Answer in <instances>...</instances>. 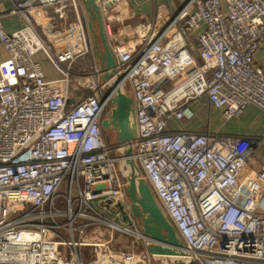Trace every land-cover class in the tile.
Listing matches in <instances>:
<instances>
[{
	"label": "built area",
	"instance_id": "obj_1",
	"mask_svg": "<svg viewBox=\"0 0 264 264\" xmlns=\"http://www.w3.org/2000/svg\"><path fill=\"white\" fill-rule=\"evenodd\" d=\"M114 5L119 0H97ZM0 11V46L13 72L0 64V264H147L149 253H116L111 240L91 236L92 227L142 238L138 228L112 214L131 202L116 152L126 144L104 135L103 72L93 67L77 104L55 86L69 84L71 63L89 53L85 32L74 48L54 54L37 30L34 12L76 6V0H12ZM19 16L24 27L8 32L3 20ZM205 27L198 58L186 35ZM136 42L113 54L135 102L137 136L131 158L142 168L159 202L185 242L191 264H264V158L250 162L259 140L249 136L179 128L194 103L221 112L225 121L250 106L264 112V68L254 60L264 44V0H188L157 33L140 26ZM44 51L61 73L46 77L35 59ZM68 62L66 67L64 63ZM182 67L193 72L176 87L163 86ZM66 184L68 193H59ZM263 209V210H262ZM140 228V227H139Z\"/></svg>",
	"mask_w": 264,
	"mask_h": 264
},
{
	"label": "crops",
	"instance_id": "obj_2",
	"mask_svg": "<svg viewBox=\"0 0 264 264\" xmlns=\"http://www.w3.org/2000/svg\"><path fill=\"white\" fill-rule=\"evenodd\" d=\"M188 0H119L114 5L100 6L101 20L97 17L95 11L89 13L84 4V0H76V6L69 5L63 10L64 15L60 16L61 12H57L56 7H48L39 9L34 12L37 30L43 40H46L52 47L54 54H59L69 48H74L80 39L78 26L82 25V18L88 17V38H90V52L84 56L75 58L71 67V80L69 84L56 82L55 86L64 90L68 95V105L77 104L89 92L84 88L85 82L88 80V73L93 67L101 69V58L104 46L102 44V31L108 40V44L113 52L114 47L118 44L136 42L139 39L137 30L140 26H147L151 33H157L161 30L172 16H174ZM13 8L12 0H0V11L11 10ZM24 21L19 16H10L3 20V26L6 31L13 32L24 27ZM205 27H200L186 35L187 45L190 52L194 54L198 60L199 37L204 33ZM35 59L41 62L46 77L50 81H57L61 78V73L55 68L53 63L47 57L44 51H39L35 55ZM254 60L257 65L264 68V44L255 53ZM0 64L4 65L6 74L13 72V66L8 61V54L0 46ZM67 67L68 62L64 63ZM194 67H182L176 73H173V78L168 80L163 88L167 91L181 84L192 72ZM104 75V74H103ZM127 92L131 94L130 90ZM200 104L194 103L193 108L200 110ZM208 119L207 124L193 125L185 123L179 125V128H187L194 131H211L218 132L224 135L234 136H249L260 141L256 158H252L250 167L258 171L261 162L264 158V112L255 106L248 107L242 115L225 121L221 112L213 111ZM110 141L114 142V135L111 132ZM264 207V204H263ZM112 214H107L116 218V220L125 226L135 227L139 229L138 220L134 217L132 210H129L127 205H118L117 208H112ZM263 210V209H262ZM107 229V228H105ZM105 232L102 227H92L87 231V237L98 236L100 240L104 239ZM130 235V236H129ZM123 234L120 232L114 233L111 237V248L116 253H130L135 255L140 252L137 241L142 243L141 251H147L146 240L139 238L134 234ZM106 240V241H108ZM105 241V242H106ZM136 243V244H134ZM81 257L84 264H95L92 249L88 246H83L81 249ZM147 264H156V258L148 255Z\"/></svg>",
	"mask_w": 264,
	"mask_h": 264
},
{
	"label": "water",
	"instance_id": "obj_3",
	"mask_svg": "<svg viewBox=\"0 0 264 264\" xmlns=\"http://www.w3.org/2000/svg\"><path fill=\"white\" fill-rule=\"evenodd\" d=\"M84 4L89 13L95 11L101 20L97 0H84ZM101 38L104 46L101 55L104 94L112 95L111 107L102 127L113 133L114 143L128 145L116 152V156L120 158L118 168L122 180L127 182L126 192L131 210L139 221L147 251L156 258V264H191L184 240L144 177L142 168L131 158L133 151L130 143L137 136L135 102L133 96L122 86L123 75L116 71V60L104 31Z\"/></svg>",
	"mask_w": 264,
	"mask_h": 264
},
{
	"label": "rangeland",
	"instance_id": "obj_4",
	"mask_svg": "<svg viewBox=\"0 0 264 264\" xmlns=\"http://www.w3.org/2000/svg\"><path fill=\"white\" fill-rule=\"evenodd\" d=\"M88 24H90V19H88L87 15H86V17L82 18V28H83V30L85 32V36H86V39H87V42H88V45H89L90 38H88ZM125 88H126V90H130L129 85H126ZM109 109H110V107H107V109L104 111V117L108 113ZM212 112H213V110H211V108L208 105H201L200 106V110H198V109L195 110L193 112V116L190 119L186 120L185 122L186 123L193 124V125H197V124H207L208 119L211 116L210 114ZM110 133H111L110 131L104 130V135H105L106 140L109 143H113L112 141H110L112 139V136H111V138L109 137L110 136ZM262 140L264 141V138L263 137H262ZM254 158L257 159L256 157H254ZM59 193H61V194H67L68 193V189H67V185L66 184H64L60 188ZM104 230H105V232L102 233L104 235V239L100 240L102 242H105L106 240L111 239L112 235L114 233H117L118 232V231L113 232V231H110V230L105 229V228H104ZM138 230L141 231L140 228ZM126 235H129V234H126ZM89 238L90 237L84 238V241H86V242L87 241H90ZM136 243H138L137 246H139V247H137V248L140 249V252H144V250L141 251L142 247H140V245L142 243H140V241H137ZM136 243H134V244H136ZM140 252H137L136 254H139Z\"/></svg>",
	"mask_w": 264,
	"mask_h": 264
},
{
	"label": "flooded vegetation",
	"instance_id": "obj_5",
	"mask_svg": "<svg viewBox=\"0 0 264 264\" xmlns=\"http://www.w3.org/2000/svg\"><path fill=\"white\" fill-rule=\"evenodd\" d=\"M138 224H139V221H138Z\"/></svg>",
	"mask_w": 264,
	"mask_h": 264
}]
</instances>
